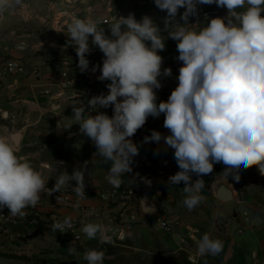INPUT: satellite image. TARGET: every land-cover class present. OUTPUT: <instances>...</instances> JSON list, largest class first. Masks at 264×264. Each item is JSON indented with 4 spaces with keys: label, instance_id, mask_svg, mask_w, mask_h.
<instances>
[{
    "label": "crops",
    "instance_id": "crops-1",
    "mask_svg": "<svg viewBox=\"0 0 264 264\" xmlns=\"http://www.w3.org/2000/svg\"><path fill=\"white\" fill-rule=\"evenodd\" d=\"M34 1H37V9L47 7L44 0ZM71 1L50 0L49 28L45 33L30 25L43 19L38 11L36 15H24L19 9H11L12 0H7L0 11V72L9 59L19 60L29 70H39L38 76L16 74L2 79L0 136L14 141L13 135H17L14 142L19 154L43 173L48 188L54 187L58 172L66 171L71 175L85 161L89 162L83 196L73 190L76 182L72 181L51 196L41 194L40 202L34 208L25 209L22 219L0 223V264H87L84 253L91 249L104 253L103 264H264V175L254 167L241 168L237 173L240 178L236 180L235 173L226 175L225 165L216 163L212 173L192 176V182L202 178L205 188L200 193L203 197L200 203L189 211L184 204V183L168 182L169 176L179 171L174 150L166 148L163 141L142 143L152 130L165 136L170 134L163 127L164 114L158 118L149 116L131 138L139 146V155L133 158V172L122 176L119 188H131L135 192L137 221L127 222L117 215L120 206L101 201L99 193L113 187L106 179L110 162L96 153L95 145L80 133L78 124L68 126L74 122L72 106L86 104L95 95L107 94L106 85L110 81L97 79L99 69L95 73L91 71L95 65L102 67L104 59L101 51L96 52L90 46L91 37V51L86 56L89 70L80 71L75 46L67 36V25L73 16L90 18L99 21L98 27H104L105 34L110 36L108 24L117 17L134 13L139 21L148 15L156 23L165 19L167 12L158 9L154 0ZM207 6L198 5V10ZM184 11L180 8L178 13ZM4 12H7V19ZM175 27L164 28L161 35L166 38ZM176 44L165 43V50L159 52L163 57L162 69L170 67L172 75L159 78L162 87L156 90L157 103L166 101L178 84L182 62L172 58L174 53L178 54ZM66 64L69 65L70 85L61 90V71ZM45 89L52 93L45 94ZM99 111L113 115L111 106ZM55 161L63 162L58 172ZM45 163L50 164L51 169H43ZM142 178L150 180L151 185ZM217 182L226 183L233 193L232 200L217 198ZM56 195L67 197V201H57ZM142 199L157 206L158 212L167 217L170 230L160 228L154 215L142 212ZM80 207L100 211L101 218L95 223L107 229L111 243L101 242L99 234L96 239H89L81 231L82 237L73 240L52 230L56 221L77 216ZM204 234L222 241L223 249L218 255L198 253L197 241Z\"/></svg>",
    "mask_w": 264,
    "mask_h": 264
},
{
    "label": "clouds",
    "instance_id": "clouds-1",
    "mask_svg": "<svg viewBox=\"0 0 264 264\" xmlns=\"http://www.w3.org/2000/svg\"><path fill=\"white\" fill-rule=\"evenodd\" d=\"M19 3V0H17ZM158 9L167 12L165 26L176 23L170 32L177 42L176 59L182 62L178 84L166 101L157 103V89L162 87L160 77H170L171 68H163L165 38L153 19L144 15L139 21L134 13L120 16L109 23L111 35L105 34L99 21L73 16L67 25L68 38L75 46L78 67L89 70L86 58L91 43L103 53L102 67L95 65L100 81L108 93L91 97L86 104L72 106L73 124L80 133L91 139L100 157L110 162L107 181L119 188L122 176L132 173L133 158L139 155V146L132 141L138 129L149 116L164 114L163 127L170 134L152 130L142 143L156 142L174 150L179 171L169 176V184L184 183L185 206L191 211L203 198L200 193L205 181L202 177L213 172L214 164L225 165L224 173L237 174L241 168L255 166L264 175V0H154ZM226 8L227 15L209 18L202 28L188 23L190 16L198 15V5ZM4 5H0V11ZM185 11L176 22L178 10ZM113 108L109 116L99 109ZM96 112L98 114L93 115ZM159 150H157L158 153ZM74 169L69 175L58 172L62 161H55L58 172L55 185L47 187L43 173L27 157L20 155L18 146L8 137L0 136V209L7 207L12 216H24L25 209L36 207L41 194L51 196L61 188L76 182L73 190L85 194V173L88 165ZM45 163L43 169H51ZM139 176V173H135ZM146 184L151 181L142 178ZM145 211L146 201H142ZM73 227L71 218L52 225L53 231L65 232ZM81 231L89 238L111 243L107 229L98 223H86ZM200 255H218L223 249L219 239L204 234L197 241ZM87 264H103L104 253L86 250ZM191 259V258H190Z\"/></svg>",
    "mask_w": 264,
    "mask_h": 264
},
{
    "label": "built area",
    "instance_id": "built-area-1",
    "mask_svg": "<svg viewBox=\"0 0 264 264\" xmlns=\"http://www.w3.org/2000/svg\"><path fill=\"white\" fill-rule=\"evenodd\" d=\"M66 2H70V0H65ZM75 1H84V0H75ZM212 14V17L221 16L224 17L227 15V10H219L215 9L210 12ZM262 16H264V13H261ZM190 25L196 24V22H190ZM197 28H202L201 26L193 25ZM165 43L171 44V43H177L175 40H173L171 37L165 38ZM178 54L174 53L172 55L173 59H176ZM68 71H69V65L66 64L65 68L61 71V81L59 82V88L61 90H65L69 87L70 82L68 79ZM25 75V74H31L34 76H38L39 70L37 68L28 69L24 63L20 62L17 59H9L6 60L2 66V71L0 72V85L2 84V79L6 75ZM45 94H51L50 89L44 90ZM160 174H163V172H160ZM164 183V180H161ZM99 198L101 201H103L107 205H117L120 206L119 212H117V215L120 217L126 218L127 222L133 223L137 221V203L135 201V192L131 188H114L111 187L106 191H103L99 193ZM55 199L59 202L67 201V197L62 195H56ZM246 215V213H244ZM117 216V217H118ZM24 216H12L10 215V210L7 207H4L0 209V223H12L16 222L20 219H22ZM101 218V213L98 209L95 208H82L80 207L79 214L73 218H71V222L73 224V227L70 229H66L65 232H61L65 236L71 237L73 240H79L82 237L81 228L86 223H95L97 220ZM154 218L156 220V223L158 226L164 230H170V222L168 221L167 217L162 212H157V214L154 215Z\"/></svg>",
    "mask_w": 264,
    "mask_h": 264
},
{
    "label": "rangeland",
    "instance_id": "rangeland-1",
    "mask_svg": "<svg viewBox=\"0 0 264 264\" xmlns=\"http://www.w3.org/2000/svg\"><path fill=\"white\" fill-rule=\"evenodd\" d=\"M44 1H46L47 7H40L37 9V1L19 0V3H17V0H12L14 6L11 5V9H15V10L19 9V10L23 11L22 13L24 15H26V14H33L34 15L35 12L38 11L40 13L41 17L45 20L39 19L38 21H33L32 23H30V25L32 28H37L40 32L45 33V32H47V29L49 28L47 21L50 18V8H49L50 0H44ZM70 2H72V1L70 0ZM82 2H84V1H82ZM4 16H5V19H7V16H8L7 12H4ZM36 22H38V23H36Z\"/></svg>",
    "mask_w": 264,
    "mask_h": 264
},
{
    "label": "trees",
    "instance_id": "trees-1",
    "mask_svg": "<svg viewBox=\"0 0 264 264\" xmlns=\"http://www.w3.org/2000/svg\"><path fill=\"white\" fill-rule=\"evenodd\" d=\"M215 9H219V10H227L226 8H221V7H217L216 4H212L209 5L201 10H198V15L196 16H190L188 23L190 22H199L200 24H198L201 27H204L206 23L209 22V18L212 17V14L210 13L211 11L215 10ZM183 14V12H179L175 18L176 22L179 23H183V21L180 19L181 15ZM156 25L161 29L162 33H164L165 30H163L164 28H166L165 26V19H162L158 22H156ZM176 25L175 22H173L171 25L168 26V28H171L172 26ZM91 47L95 48V51L98 52L100 51L99 48L97 46L94 45H90ZM255 169H257L255 166H253Z\"/></svg>",
    "mask_w": 264,
    "mask_h": 264
},
{
    "label": "water",
    "instance_id": "water-1",
    "mask_svg": "<svg viewBox=\"0 0 264 264\" xmlns=\"http://www.w3.org/2000/svg\"><path fill=\"white\" fill-rule=\"evenodd\" d=\"M7 3V0H0V5H5ZM14 141H16L17 135H13ZM215 195L217 198L223 201H229L233 198V193L230 190V188L226 185L224 182H217L215 184ZM142 201H146L145 199H142ZM141 201V208L142 212L146 215H155L158 212L157 206L151 205L146 201V207L151 209L150 211H145Z\"/></svg>",
    "mask_w": 264,
    "mask_h": 264
}]
</instances>
